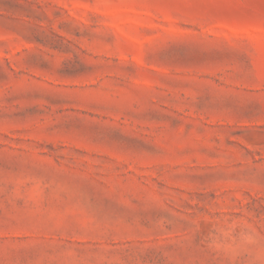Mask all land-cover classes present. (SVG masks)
<instances>
[{"label": "rangeland", "instance_id": "rangeland-1", "mask_svg": "<svg viewBox=\"0 0 264 264\" xmlns=\"http://www.w3.org/2000/svg\"><path fill=\"white\" fill-rule=\"evenodd\" d=\"M0 264H264V0H0Z\"/></svg>", "mask_w": 264, "mask_h": 264}]
</instances>
